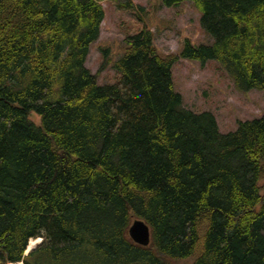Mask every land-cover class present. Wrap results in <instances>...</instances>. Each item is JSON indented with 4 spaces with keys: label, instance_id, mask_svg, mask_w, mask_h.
I'll return each mask as SVG.
<instances>
[{
    "label": "trees",
    "instance_id": "1",
    "mask_svg": "<svg viewBox=\"0 0 264 264\" xmlns=\"http://www.w3.org/2000/svg\"><path fill=\"white\" fill-rule=\"evenodd\" d=\"M104 1L144 11L0 0V264H264V115L224 134L173 80L180 59L217 61L264 90V0H162L193 2L214 43L162 55L145 27L115 61L102 51L118 78L99 85L85 63Z\"/></svg>",
    "mask_w": 264,
    "mask_h": 264
},
{
    "label": "rangeland",
    "instance_id": "2",
    "mask_svg": "<svg viewBox=\"0 0 264 264\" xmlns=\"http://www.w3.org/2000/svg\"><path fill=\"white\" fill-rule=\"evenodd\" d=\"M133 1L144 11L118 10L113 1L102 2L105 18L100 36L91 45L85 63L97 75L99 85L113 84L118 78L112 65L102 67V51L110 49L111 59L115 61L124 53L127 38L145 27L152 31L154 45L162 55L180 53L185 39L194 45L214 43V39L203 30L201 13L193 2L167 7L162 0ZM173 80L175 90L183 97L184 108L212 112L224 134L236 130L240 121L264 115V90L241 92L217 61L202 65L198 61L180 59L173 66ZM30 118L40 124L36 114H31ZM37 240L39 242L34 246L41 243V239L33 241Z\"/></svg>",
    "mask_w": 264,
    "mask_h": 264
},
{
    "label": "water",
    "instance_id": "3",
    "mask_svg": "<svg viewBox=\"0 0 264 264\" xmlns=\"http://www.w3.org/2000/svg\"><path fill=\"white\" fill-rule=\"evenodd\" d=\"M128 235L134 243L140 246L147 247L151 243V230L144 220L134 219L129 228Z\"/></svg>",
    "mask_w": 264,
    "mask_h": 264
},
{
    "label": "bare ground",
    "instance_id": "4",
    "mask_svg": "<svg viewBox=\"0 0 264 264\" xmlns=\"http://www.w3.org/2000/svg\"><path fill=\"white\" fill-rule=\"evenodd\" d=\"M38 242H39L38 240H37V241H33V240H32V241L30 242V246H29L30 249H32L33 246H34L35 244H37ZM31 244H32L33 246H32Z\"/></svg>",
    "mask_w": 264,
    "mask_h": 264
},
{
    "label": "built area",
    "instance_id": "5",
    "mask_svg": "<svg viewBox=\"0 0 264 264\" xmlns=\"http://www.w3.org/2000/svg\"><path fill=\"white\" fill-rule=\"evenodd\" d=\"M8 264H25L23 261L20 262H12V263H8Z\"/></svg>",
    "mask_w": 264,
    "mask_h": 264
}]
</instances>
